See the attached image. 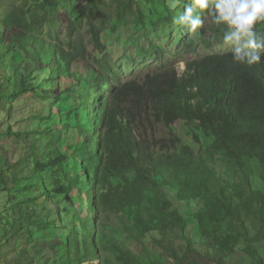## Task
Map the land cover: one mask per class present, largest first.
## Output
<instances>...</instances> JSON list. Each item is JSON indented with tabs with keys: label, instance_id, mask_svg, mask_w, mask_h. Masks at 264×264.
<instances>
[{
	"label": "trees",
	"instance_id": "16d2710c",
	"mask_svg": "<svg viewBox=\"0 0 264 264\" xmlns=\"http://www.w3.org/2000/svg\"><path fill=\"white\" fill-rule=\"evenodd\" d=\"M61 1L0 12V264H264V60L240 65L214 51L185 60L181 75L160 66L124 80L106 55L96 0L81 12L93 54L77 39H47ZM117 2L120 21L140 15L138 0ZM172 2H157L156 26L183 36L176 18L190 0ZM195 35L211 51L223 27L209 19ZM25 54L29 73L16 65ZM26 94L48 102L29 118L44 127L15 130L13 104ZM179 122L196 148L173 131Z\"/></svg>",
	"mask_w": 264,
	"mask_h": 264
},
{
	"label": "rangeland",
	"instance_id": "374dc122",
	"mask_svg": "<svg viewBox=\"0 0 264 264\" xmlns=\"http://www.w3.org/2000/svg\"><path fill=\"white\" fill-rule=\"evenodd\" d=\"M159 0H138L140 15L137 18L126 19L125 21L119 20V9L121 5L117 0H96L97 8L94 16V20L103 28V39L107 45L106 55L116 65V67L122 72V78L129 80L133 77L143 75L149 70H155L160 66H165L170 69H176L181 75L185 69V60L191 58H200L206 56L209 53L222 52L217 44L213 50L206 49L197 39L195 34L186 33L182 36L173 29L170 33V29H166L161 32L162 29L156 26L159 12L163 11L161 4H157ZM21 0H0V12L1 9L12 8ZM60 12L56 16L55 26L47 28V39L63 40L77 39L82 41L87 47L90 54H93L94 47L91 43L90 33L88 27L85 24V19L82 18L81 12L85 11V15L91 9V5L88 0H77L78 10L76 14L71 13V8L65 4L64 0ZM77 17L82 18V24L76 25L74 33L69 32L70 22ZM203 22L209 23V18L205 15ZM114 28L116 31H114ZM168 32L171 35H168ZM50 33V34H48ZM183 37L185 42L182 45H169L170 39L177 40ZM193 41V45H187L186 42ZM152 46L159 47L164 50L162 60L155 57V53ZM30 52H34V46H30ZM15 50V49H14ZM16 65L18 64V71L28 72L33 71L34 62L28 54L22 56H16ZM77 72L83 73V69L78 68ZM5 73L10 74V70L6 68ZM18 73V72H17ZM19 73L17 74V77ZM46 75H42L41 79H44ZM48 109L49 104L40 97H35L31 94L21 95L13 104V118L11 120L15 130L28 129L33 126H42L40 122H35L34 119H29L32 114L38 113L41 109ZM47 114V113H46ZM198 113L194 114L191 119H197ZM2 116L0 117V120ZM60 121L55 116L51 124L48 125L52 132L60 128ZM44 127V126H42ZM194 129L197 126H193ZM173 131L178 133L184 138V140L190 144L193 148H196L195 139L189 134L188 127H183V123H177L173 126ZM168 129L163 126H159L158 137H167ZM191 157H195L192 151L189 152ZM19 157L12 160L13 164H17ZM2 170V168L0 169ZM1 190V188H0ZM76 196V194H75ZM4 204L0 206L3 207ZM189 209L188 206L183 207V210ZM113 226L119 227V223L116 219L112 220ZM98 264V262H96ZM229 264H243L239 257H234Z\"/></svg>",
	"mask_w": 264,
	"mask_h": 264
},
{
	"label": "clouds",
	"instance_id": "9594fccd",
	"mask_svg": "<svg viewBox=\"0 0 264 264\" xmlns=\"http://www.w3.org/2000/svg\"><path fill=\"white\" fill-rule=\"evenodd\" d=\"M180 2L173 0L171 7ZM205 15L223 27L219 48L230 53L234 63L254 66L264 60V39L259 33L264 26V0H190L176 22L192 35L203 27Z\"/></svg>",
	"mask_w": 264,
	"mask_h": 264
}]
</instances>
